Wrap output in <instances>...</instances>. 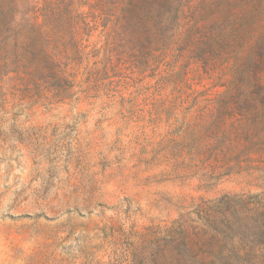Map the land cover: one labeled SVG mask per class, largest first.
<instances>
[{"label":"rangeland","instance_id":"374dc122","mask_svg":"<svg viewBox=\"0 0 264 264\" xmlns=\"http://www.w3.org/2000/svg\"><path fill=\"white\" fill-rule=\"evenodd\" d=\"M191 4L227 44L118 66L114 100L0 51V264H264V0Z\"/></svg>","mask_w":264,"mask_h":264},{"label":"trees","instance_id":"16d2710c","mask_svg":"<svg viewBox=\"0 0 264 264\" xmlns=\"http://www.w3.org/2000/svg\"><path fill=\"white\" fill-rule=\"evenodd\" d=\"M198 8L191 0H0V51L21 50L12 72L40 86L44 100L50 89L55 103L114 100L118 66L140 70L170 50L227 44Z\"/></svg>","mask_w":264,"mask_h":264}]
</instances>
